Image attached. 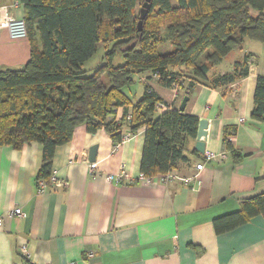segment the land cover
Returning <instances> with one entry per match:
<instances>
[{
  "label": "crops",
  "instance_id": "0c3cea01",
  "mask_svg": "<svg viewBox=\"0 0 264 264\" xmlns=\"http://www.w3.org/2000/svg\"><path fill=\"white\" fill-rule=\"evenodd\" d=\"M0 5L16 17L25 15L20 0H0ZM247 55L249 75L210 85L211 78L232 71ZM29 59L28 39L11 38L0 28V69H20ZM224 61L210 70L208 83L190 86L192 80L183 77V90L161 85L150 73L139 76L167 106L178 108L189 91L185 111L209 123L205 152L226 155L205 160L196 150L197 137L191 138L174 170L178 178L169 183L117 184L104 178L121 167L132 177L141 173L145 128L118 143L104 129L78 126L53 159V170L67 185L42 193L37 190L41 145L0 147V264H264L262 214L224 232L215 228L216 219L240 211L247 199L264 192V121L251 122L264 54L245 47L227 67ZM125 92L134 97L144 89ZM116 114L120 118L124 109ZM226 130L234 153L224 143ZM93 145L95 174L88 167ZM197 163H204L203 169L198 171ZM18 207L23 215H8ZM23 245L29 260L20 253Z\"/></svg>",
  "mask_w": 264,
  "mask_h": 264
},
{
  "label": "trees",
  "instance_id": "16d2710c",
  "mask_svg": "<svg viewBox=\"0 0 264 264\" xmlns=\"http://www.w3.org/2000/svg\"><path fill=\"white\" fill-rule=\"evenodd\" d=\"M20 1L30 59L20 69H0V147L21 150L39 143L37 183L50 181L57 147L84 124L91 132L104 129L118 143L145 128L141 172L174 171L197 136L200 119L171 106L158 111L164 101L149 84L139 96L125 90L147 73L180 90L183 77L192 80L190 86L208 83L210 70L247 40L264 44V0H152L142 30L138 22L145 0ZM99 45L106 50V63L89 73L83 66ZM117 53L124 64H114ZM250 58L236 61L210 85L249 75ZM119 108L124 114L117 118ZM263 121L264 75H259L251 122ZM228 134L224 143L234 153ZM259 214L264 216V192L247 199L240 211L216 219L215 228L224 232Z\"/></svg>",
  "mask_w": 264,
  "mask_h": 264
},
{
  "label": "built area",
  "instance_id": "2783aa9c",
  "mask_svg": "<svg viewBox=\"0 0 264 264\" xmlns=\"http://www.w3.org/2000/svg\"><path fill=\"white\" fill-rule=\"evenodd\" d=\"M0 28L7 29L11 38L14 39H25L27 38V28L23 18H19L13 15V13L8 9V7L0 5ZM170 108L165 104H160L158 106V111H163ZM131 134H126L123 140L131 137ZM205 160H217V159H225V153L216 154L214 152H205L203 155ZM89 171L91 174H95L96 169L98 168V163L96 161H90L88 164ZM204 163H197L196 169L199 171L203 169ZM104 178L107 181L115 182L117 184L121 183H129V182H136L139 181L143 184L150 185L155 181H160L163 183H169L173 179L178 178V174L174 171L166 173V174H159L155 176H148L143 174L142 172L137 177H132L129 172L125 169V167H121L117 173H105ZM67 182L64 179H60L55 171L53 170L50 176V181L40 180L37 183V190L39 192H46L48 190H55L58 188L65 187ZM8 215L10 216H21L23 215V211L20 207L9 211ZM3 225V219L0 217V226ZM20 253L23 257L27 260L30 259L29 251L25 245L22 246L20 249ZM93 253H89L88 257L92 256Z\"/></svg>",
  "mask_w": 264,
  "mask_h": 264
},
{
  "label": "rangeland",
  "instance_id": "374dc122",
  "mask_svg": "<svg viewBox=\"0 0 264 264\" xmlns=\"http://www.w3.org/2000/svg\"><path fill=\"white\" fill-rule=\"evenodd\" d=\"M172 2L176 4V0H172ZM244 46L252 49L257 56H262L264 54V44L263 43L253 41V40H247ZM165 48L166 47H164L161 50H165ZM105 52H106L105 48H103L102 45H99L98 50L95 53V55L92 56L88 61H86L83 67L87 69L89 73H92L97 66H100L106 63V57H105L106 53ZM238 53H239V50L233 51L232 53H230L227 56L226 60L224 61V67H227L229 64L228 62L232 60L236 55H238ZM124 63H125L124 56L121 53H117L114 56V64L118 66ZM143 89H144V85L140 81L139 77H137L135 80V83L131 87L127 88L126 91L132 94H137V93L139 94V92H141Z\"/></svg>",
  "mask_w": 264,
  "mask_h": 264
},
{
  "label": "water",
  "instance_id": "95a60500",
  "mask_svg": "<svg viewBox=\"0 0 264 264\" xmlns=\"http://www.w3.org/2000/svg\"><path fill=\"white\" fill-rule=\"evenodd\" d=\"M151 2L152 0H145L142 3L141 9H140V19L138 22L139 30H142L143 22L149 12ZM188 100H189V95H185L178 107L180 111H185ZM208 124L209 123L207 120L202 119L200 120L199 126H198V131H197V136H196L197 137L196 150L200 152L201 154H204L206 150V138H207ZM96 156H97V145H93L90 149V154H89L90 161L92 162L95 161Z\"/></svg>",
  "mask_w": 264,
  "mask_h": 264
}]
</instances>
